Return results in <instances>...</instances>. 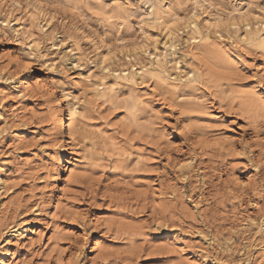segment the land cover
I'll list each match as a JSON object with an SVG mask.
<instances>
[{
	"label": "rangeland",
	"instance_id": "obj_1",
	"mask_svg": "<svg viewBox=\"0 0 264 264\" xmlns=\"http://www.w3.org/2000/svg\"><path fill=\"white\" fill-rule=\"evenodd\" d=\"M0 178V264H264V0H0Z\"/></svg>",
	"mask_w": 264,
	"mask_h": 264
},
{
	"label": "bare ground",
	"instance_id": "obj_2",
	"mask_svg": "<svg viewBox=\"0 0 264 264\" xmlns=\"http://www.w3.org/2000/svg\"><path fill=\"white\" fill-rule=\"evenodd\" d=\"M166 30V29H165ZM171 28L169 27L168 28V31H170ZM75 113H76V110H71V109H67V115H66V118L63 117L61 118L60 120V134L64 137H67V140H68V143H70L72 141V136H73V133H75L74 129H73V118L75 116ZM77 159V158H76ZM67 163L69 164L68 166V170H67V173H68V176L72 174L73 172V167L71 168V166L73 165V162H69L67 161ZM67 176V174H66ZM68 178V177H67ZM4 179V178H3ZM4 181L0 178V188L1 186L4 185ZM64 184V183H63ZM257 228V227H256Z\"/></svg>",
	"mask_w": 264,
	"mask_h": 264
}]
</instances>
